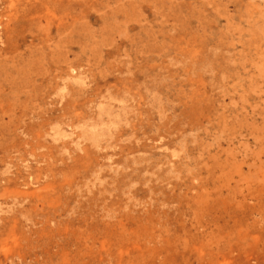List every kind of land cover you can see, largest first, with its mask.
<instances>
[{
	"label": "rangeland",
	"instance_id": "1",
	"mask_svg": "<svg viewBox=\"0 0 264 264\" xmlns=\"http://www.w3.org/2000/svg\"><path fill=\"white\" fill-rule=\"evenodd\" d=\"M106 1L0 4V64L32 50L44 116L0 130V264H264V0H131L127 24ZM151 26L160 49L136 48ZM124 84L134 99L107 97Z\"/></svg>",
	"mask_w": 264,
	"mask_h": 264
},
{
	"label": "bare ground",
	"instance_id": "2",
	"mask_svg": "<svg viewBox=\"0 0 264 264\" xmlns=\"http://www.w3.org/2000/svg\"><path fill=\"white\" fill-rule=\"evenodd\" d=\"M3 0H0V4L2 3ZM50 0H18L19 2V8L18 11L20 9L21 6V12L23 15H34L38 13V10H40L42 5H46V2H48ZM120 1L122 0H107L106 3L108 4L109 2H112L113 4H116V13H120L122 15V17L124 18V23L127 24L129 18H130V11H131V0H126V3H120ZM155 10L154 13L157 14L158 10L157 8H159L156 4H154ZM115 10H112V14H114ZM113 16V15H112ZM104 19V18H103ZM39 22L38 20L30 21L29 24V28L32 24H37ZM114 23L113 21V17H111L108 20L104 19V24L106 25V29L108 30V32H111V25ZM57 27V26H56ZM31 29V28H30ZM49 27H46V29H41V31L36 30V33L34 34V36H36V39H38L41 44L43 46H47L46 43L48 41V34H49ZM73 31L75 29H72ZM66 29H65V25L64 24H60L57 28H56V33L58 34H63L65 33ZM76 31V30H75ZM144 34L145 36L152 41V43H150V46L147 44H144L142 40L140 41H133L134 46L136 48H143L145 47V49L147 50V48H150L152 50L156 49L159 50L160 49V41L157 38L158 35V31L160 32V30H154L151 28H143ZM41 32V33H40ZM33 33V32H32ZM157 33V34H156ZM150 35V36H149ZM34 38V37H33ZM66 41V39H65ZM31 51L30 49H28V52L25 56H22L21 58H19L16 61H12L11 66L10 67H2L0 64V75L4 74V81L6 82L7 85V90L8 92L5 93L6 95V102L7 101V96H10L11 102L9 103V107L6 110H2L3 113H8L9 114V122L12 123V130H10L9 128H6V124L1 125L0 130L1 131H31L32 127L31 125L34 122H37L39 120H43V115L40 112H36L35 109L32 107V102L33 99L35 98L34 95V83H33V78H32V71H31ZM3 65V64H2ZM138 72L143 76L144 71L141 69H137ZM127 72L130 73L131 78H133V76L135 74H133V72L127 69ZM154 80H156V76L153 78ZM126 80V79H125ZM133 80V79H132ZM144 88H146V86L144 85ZM130 87H127V84H124L122 86V88L120 89V91H118L119 93L115 94L113 93V91L111 92L109 89L108 90V94L107 97L108 98H118L120 101L122 102H130L132 99H134V96L131 94L130 92ZM78 92H76V94L78 95ZM159 96V94L157 93V87L155 85L154 87V93H153V98L156 99V96ZM65 94H60L59 95V103H61L60 107V111H65L67 106L65 104ZM73 102H76L77 97L74 99H72ZM157 100V99H156ZM0 102H1V96H0ZM157 108H158V112H160V108L162 107L161 103L159 106V103H156ZM59 107V108H60ZM56 108V109H59ZM124 107H122L123 109ZM149 109H153V108H149ZM129 109L128 110H124L122 113V120H123V128L126 129L128 127H130L129 125ZM143 114H148L145 113V111H143ZM22 118H26L28 121L25 123L24 120ZM159 118L161 119V122L159 123L158 126V130H156L158 132L159 137L162 138H167L169 141L173 142V144L178 143L181 140L182 134L178 133L179 132H184L183 127H180L178 122H174V125H170L169 122H167V117H165L163 114L159 116ZM35 120V121H33ZM167 122V123H166ZM145 117L143 119V117H141V121L138 122L137 125H134V131H145ZM191 130V128H190ZM188 160L192 159V157L187 154L186 157ZM180 160H171V164L168 166L169 170H174V168L176 167V162L177 164H179Z\"/></svg>",
	"mask_w": 264,
	"mask_h": 264
}]
</instances>
